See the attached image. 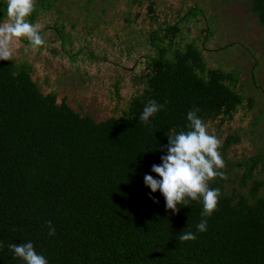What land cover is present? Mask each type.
<instances>
[{
	"label": "trees",
	"instance_id": "trees-1",
	"mask_svg": "<svg viewBox=\"0 0 264 264\" xmlns=\"http://www.w3.org/2000/svg\"><path fill=\"white\" fill-rule=\"evenodd\" d=\"M71 1L36 0L28 19L41 25L45 44L34 49L18 38L13 59L0 60V264H24L8 245L29 240L49 264H264L260 118L232 127L237 112L260 102L254 71L264 60L239 41L214 42L220 34L208 0L176 8L163 0L122 7L75 0L77 12ZM233 1L264 34V0H213ZM6 3L0 22L8 20ZM210 42L217 53L239 45L253 60L252 84L240 62L220 55L210 64ZM65 82L81 96L88 87L107 90V116L74 107ZM152 99L164 108L146 125L139 116ZM195 108L224 160L223 176L208 181L221 195L205 232L196 229L202 202L173 212L143 183L145 173L157 175L151 165L160 163L167 135L187 131ZM187 232L196 238L181 241Z\"/></svg>",
	"mask_w": 264,
	"mask_h": 264
},
{
	"label": "clouds",
	"instance_id": "clouds-1",
	"mask_svg": "<svg viewBox=\"0 0 264 264\" xmlns=\"http://www.w3.org/2000/svg\"><path fill=\"white\" fill-rule=\"evenodd\" d=\"M36 0H7L6 14L8 22L0 24V60H12L13 44L16 38L26 39L32 48L45 44L40 33L41 25L31 23L28 19L34 12ZM164 108V104L155 99L145 104L139 120L150 124L151 118ZM198 108L187 112L189 121L187 131L167 135L166 151L160 157V163L151 165V173L143 175L144 185L150 189L147 194L153 202L158 203L153 194L159 190L165 200V208L173 212L180 206H188L191 201L202 202L203 217L196 225L197 232L207 231L208 220L217 209L220 189L209 187L208 181L223 176L220 171L224 160L218 151L221 141L209 132V125L197 115ZM48 235L53 236L56 229L51 221L45 222ZM195 233L187 232L179 236L181 241L193 240ZM3 242H0V247ZM8 248L14 257H19L24 264H49L48 258L37 252L32 241L20 244L11 243Z\"/></svg>",
	"mask_w": 264,
	"mask_h": 264
},
{
	"label": "rangeland",
	"instance_id": "rangeland-1",
	"mask_svg": "<svg viewBox=\"0 0 264 264\" xmlns=\"http://www.w3.org/2000/svg\"><path fill=\"white\" fill-rule=\"evenodd\" d=\"M72 1L70 2V5L71 7H74V11L77 12V6L80 4V2H76L75 0ZM117 1L119 3V6L122 7L124 4V0ZM163 1L168 4H173V7L176 8L179 5L180 0ZM193 1L194 0H186V3L189 4ZM205 1L206 0H200L199 2L205 3ZM208 1H210V4L207 5V8L217 15V33L220 34V37H215V41L214 39L213 41L217 42L219 44L218 46L224 45L225 43L227 44L231 41H239L243 46L254 49L253 52L257 60H264V56H262L263 53H261V48H264V34L261 32V29L247 17L245 7L242 4H239L237 1H233L232 3L230 2V4H223L222 2L215 3L213 2V0ZM203 5L206 6L205 4ZM6 22H8V20H4L0 22V24ZM17 41L18 38H16L14 41V49L18 47ZM214 42H210L207 46L210 64L215 66V58L220 55V57H223L228 64L233 65L236 62H240V65L243 69L242 75L249 81V79L251 78L250 68L253 64V60L248 57V55H246L242 49L239 48V45L238 50L236 51L238 54H235L236 52L234 53L236 47L235 45L225 52L217 53L216 49H214ZM254 73L256 75L257 84L264 87V62H262L257 67ZM247 83L248 85L252 84L251 81ZM65 84L66 82L64 83V85ZM64 88L70 93L71 97H69L68 100L71 101L74 107H76V105L78 104L83 105V107L88 108L97 119H102L107 116L108 112L105 109L107 107L106 102H108L111 97L107 90H104V92L94 91L91 87H88V91H86L87 95L81 96V94H79L78 92L79 89L73 84L70 85L69 89L66 85L64 86ZM126 91H128V89L124 88V93H126ZM257 95L258 97H260V102L256 105L253 111L248 112L247 115H245V111H239L234 115L232 121V127L234 128V126L237 124V122H239V119L241 118V124L243 126H245L254 117V115L260 118L258 128L262 132H260L255 142V146L258 148H254V150L260 149V145L264 142V90L257 92Z\"/></svg>",
	"mask_w": 264,
	"mask_h": 264
},
{
	"label": "flooded vegetation",
	"instance_id": "flooded-vegetation-1",
	"mask_svg": "<svg viewBox=\"0 0 264 264\" xmlns=\"http://www.w3.org/2000/svg\"><path fill=\"white\" fill-rule=\"evenodd\" d=\"M244 155V154H243Z\"/></svg>",
	"mask_w": 264,
	"mask_h": 264
}]
</instances>
